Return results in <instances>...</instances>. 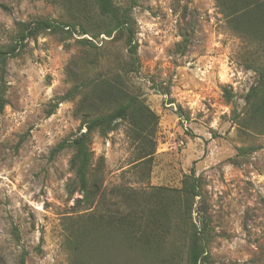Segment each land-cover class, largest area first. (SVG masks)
Listing matches in <instances>:
<instances>
[{
    "label": "rangeland",
    "instance_id": "374dc122",
    "mask_svg": "<svg viewBox=\"0 0 264 264\" xmlns=\"http://www.w3.org/2000/svg\"><path fill=\"white\" fill-rule=\"evenodd\" d=\"M85 1L95 13L94 0ZM114 1L132 9L140 69L128 79L158 117L157 145L148 163L138 159L126 122L105 137L93 135V163L98 167L101 160L105 190L98 212L116 203L111 190L179 189L194 171L204 181V201L193 218L197 225L203 217L208 222L209 264H264V133L234 120L244 114L245 96L258 82L254 67L264 66L263 28L236 32L216 0ZM79 10L75 0H0V47L14 42L16 22H66ZM187 21L193 26L187 28ZM184 33L191 42L181 53ZM78 35L63 42L41 34L8 62L0 111V264H21L23 254L24 264L71 263L70 229L84 211L75 207L80 193L68 190L72 150H53L80 126L78 99L59 102L73 85L70 62L82 55L75 40L97 45L93 53L102 72H115L127 53L123 41ZM97 68L89 69L91 76ZM103 238L112 245L114 237ZM102 258L119 261L115 249Z\"/></svg>",
    "mask_w": 264,
    "mask_h": 264
},
{
    "label": "trees",
    "instance_id": "16d2710c",
    "mask_svg": "<svg viewBox=\"0 0 264 264\" xmlns=\"http://www.w3.org/2000/svg\"><path fill=\"white\" fill-rule=\"evenodd\" d=\"M75 2L80 10L66 22L49 19L16 22L14 42L0 47V111L6 105L4 95L9 60L20 56L27 42L41 34L56 35L63 42L74 38L75 34L81 37L91 35L92 39L104 35L112 41H123L127 50L120 68L106 73L97 68L100 56L93 53L94 49L98 50L97 45L86 38L75 40L82 55L70 62L68 76L73 85L59 102L78 99L75 115L80 126L75 136L65 139L53 150L54 154L72 150L69 166L74 179L68 190L70 194L80 193L81 198L76 200L75 207L84 211L75 223L76 228L70 229V264H107L106 258L102 257L110 249H115L119 255L116 264H209L208 222L203 217L197 225L193 218L196 205L204 201V181L194 171L185 175L179 189L156 187L150 192L133 188L111 190L116 203L113 208L105 207L103 212H98L97 208L105 199V190L101 160L98 167L93 163V135L105 137L126 122L138 159L150 163L157 145L158 117L129 84V75L139 73L140 69L136 23L131 7L118 6L114 0H94V13L85 0ZM216 2L221 12L232 21L236 32L255 31L259 27L264 32V0ZM2 8L6 7L2 5ZM190 26L192 23L187 21L186 27ZM190 42L191 35L184 33L178 46L181 53ZM79 68L81 72H77ZM94 68L98 71L91 76L89 69ZM254 70L258 74V82L245 96L244 114H235L234 120L245 128L264 133V66L254 67ZM223 91L226 99L232 101L231 91L226 87ZM162 92L169 95V87ZM58 105H52L49 115ZM197 213L199 216L205 211L197 210ZM104 236L114 237L111 246ZM24 261L25 254L21 257V264Z\"/></svg>",
    "mask_w": 264,
    "mask_h": 264
}]
</instances>
